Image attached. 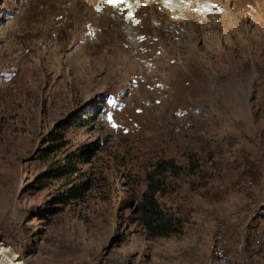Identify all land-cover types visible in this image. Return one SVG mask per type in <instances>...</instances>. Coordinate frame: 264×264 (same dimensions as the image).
<instances>
[{
  "label": "rangeland",
  "instance_id": "374dc122",
  "mask_svg": "<svg viewBox=\"0 0 264 264\" xmlns=\"http://www.w3.org/2000/svg\"><path fill=\"white\" fill-rule=\"evenodd\" d=\"M160 160L183 224L149 238L133 207ZM218 223L234 264L264 241V0H0V247L214 264Z\"/></svg>",
  "mask_w": 264,
  "mask_h": 264
},
{
  "label": "trees",
  "instance_id": "16d2710c",
  "mask_svg": "<svg viewBox=\"0 0 264 264\" xmlns=\"http://www.w3.org/2000/svg\"><path fill=\"white\" fill-rule=\"evenodd\" d=\"M178 168L173 160H160L145 175V188L133 210L137 221L144 228L145 234L149 238L165 237L179 234L182 231L181 217L169 209L163 208L157 197L165 185L164 174L166 172L176 173ZM71 169V166H60L55 173L57 176H62Z\"/></svg>",
  "mask_w": 264,
  "mask_h": 264
},
{
  "label": "bare ground",
  "instance_id": "6f19581e",
  "mask_svg": "<svg viewBox=\"0 0 264 264\" xmlns=\"http://www.w3.org/2000/svg\"><path fill=\"white\" fill-rule=\"evenodd\" d=\"M182 4V3H181ZM184 4V3H183ZM224 238L223 226L218 223L215 225L211 250L214 256V264H234L230 253L224 249L222 239ZM236 251V249H235ZM240 251V262L237 264H264V241L255 238V246L245 249L242 242L238 243ZM10 251L0 247V264H19L18 258Z\"/></svg>",
  "mask_w": 264,
  "mask_h": 264
},
{
  "label": "built area",
  "instance_id": "2783aa9c",
  "mask_svg": "<svg viewBox=\"0 0 264 264\" xmlns=\"http://www.w3.org/2000/svg\"><path fill=\"white\" fill-rule=\"evenodd\" d=\"M235 249H236V258L234 259L235 264H237L238 262H240V251H238V243L235 245Z\"/></svg>",
  "mask_w": 264,
  "mask_h": 264
},
{
  "label": "snow or ice",
  "instance_id": "6c2138e0",
  "mask_svg": "<svg viewBox=\"0 0 264 264\" xmlns=\"http://www.w3.org/2000/svg\"><path fill=\"white\" fill-rule=\"evenodd\" d=\"M109 2H112V0H109Z\"/></svg>",
  "mask_w": 264,
  "mask_h": 264
}]
</instances>
